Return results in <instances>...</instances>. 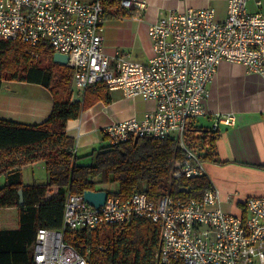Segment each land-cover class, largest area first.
<instances>
[{"label":"built area","instance_id":"obj_1","mask_svg":"<svg viewBox=\"0 0 264 264\" xmlns=\"http://www.w3.org/2000/svg\"><path fill=\"white\" fill-rule=\"evenodd\" d=\"M127 9H143L146 0H120ZM225 20L211 6L170 9L149 24L152 54L146 62L123 51H104L102 0H0V38L34 47L47 41L67 54L73 83L87 90L99 83L125 96L155 101L141 118L111 120L102 129L111 144L135 137L173 138L182 149L175 167L187 177L207 173V162L188 144L187 126L206 114L204 103L217 66L227 60L264 77V0H227ZM254 4V9L249 3ZM219 123L233 124V114ZM75 152V148L72 149ZM177 173L175 172L174 175ZM93 206L83 193H67L63 227L94 228L136 218L158 223L156 264H264V195L249 196L247 215L224 210L213 184L199 198H175L167 190L152 199L143 191L122 199L111 192ZM35 264H90L60 229L40 227L34 241Z\"/></svg>","mask_w":264,"mask_h":264},{"label":"trees","instance_id":"obj_2","mask_svg":"<svg viewBox=\"0 0 264 264\" xmlns=\"http://www.w3.org/2000/svg\"><path fill=\"white\" fill-rule=\"evenodd\" d=\"M102 2L104 16L128 14L120 0ZM29 46L18 39H0V88L4 80L40 83L50 90L53 109L47 119L30 125L0 118V216H10L0 219V264H35L33 243L40 227L62 230L64 239L90 264H156L158 223L136 218L94 228H64L65 196L86 190L110 192L113 184L116 187L111 192L122 199L138 191L156 199L167 190L175 198H199L213 185L211 178L178 172L175 163L182 158V149L173 138L140 137L109 143L95 152L91 163H77L72 150L75 140L67 134V123L99 100H108V87L99 83L85 90L82 100L74 99V69L54 61L55 52L47 41ZM196 121L190 120L187 126L189 146L205 161H221L215 144L218 129H205ZM201 147L204 151L200 152ZM40 160L45 163L46 178L25 184L22 167ZM53 187L56 193L49 196ZM240 207L246 211L245 204Z\"/></svg>","mask_w":264,"mask_h":264},{"label":"crops","instance_id":"obj_3","mask_svg":"<svg viewBox=\"0 0 264 264\" xmlns=\"http://www.w3.org/2000/svg\"><path fill=\"white\" fill-rule=\"evenodd\" d=\"M146 1L143 9L135 7L128 9V14L116 15L111 12L105 15L103 45L107 55L115 57L118 51L128 54L125 49L139 43L138 48H142L146 54L142 62H146L152 54L149 24L170 9L211 6L215 8L219 20L227 17V0ZM249 7L255 8L252 2ZM261 10L264 13V2ZM73 91L74 99H83L85 91L74 83ZM105 94L108 100H99L67 123V134L75 140L73 148L76 149L77 163L88 164L87 161H92L101 146L110 143L102 128L111 120L141 118L156 105L152 100L125 96L122 89L108 87ZM204 107L206 114L196 118V124L205 129H214L222 115L235 116V123H219L217 126L219 135L215 144L221 161L206 160L207 173L220 190V203L224 210L236 214L245 212L244 215H247L240 203L245 204L249 196L264 195V77L247 70L240 63L223 60L217 66L210 85V96ZM52 109L53 96L46 86L28 81H3L0 88V118L30 125L47 119ZM199 150L204 151L202 147ZM46 176L43 160L22 167L25 184L44 180ZM51 189L49 196L56 193L54 187ZM8 216L1 214V221L9 219ZM2 226L5 227L4 223Z\"/></svg>","mask_w":264,"mask_h":264},{"label":"water","instance_id":"obj_4","mask_svg":"<svg viewBox=\"0 0 264 264\" xmlns=\"http://www.w3.org/2000/svg\"><path fill=\"white\" fill-rule=\"evenodd\" d=\"M54 61L62 64V65H68L69 62V57L67 54L60 53V52H55ZM135 140H138V137H135ZM20 194V204H24V195H23V190L21 189L19 191ZM84 198L85 200L90 203L93 206H101L105 203L107 196H108V191L107 190H86L84 193Z\"/></svg>","mask_w":264,"mask_h":264},{"label":"rangeland","instance_id":"obj_5","mask_svg":"<svg viewBox=\"0 0 264 264\" xmlns=\"http://www.w3.org/2000/svg\"><path fill=\"white\" fill-rule=\"evenodd\" d=\"M1 39V38H0ZM138 47H140V44L139 43H137L136 45H134L133 47H131V48H127V49H125L126 50V52L128 53V56L130 57V58H132V59H134V60H137V61H144L145 59V57H146V54H145V52H144V50L142 49V48H138ZM90 158V157H89ZM91 161V159H89L88 161H87V163H89ZM111 186H113V187H116V186H114L113 184H111ZM34 250V249H33Z\"/></svg>","mask_w":264,"mask_h":264},{"label":"bare ground","instance_id":"obj_6","mask_svg":"<svg viewBox=\"0 0 264 264\" xmlns=\"http://www.w3.org/2000/svg\"><path fill=\"white\" fill-rule=\"evenodd\" d=\"M218 126V125H217ZM217 126H215V128H217Z\"/></svg>","mask_w":264,"mask_h":264}]
</instances>
